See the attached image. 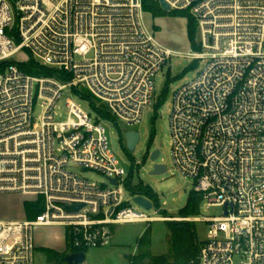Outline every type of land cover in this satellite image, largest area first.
I'll use <instances>...</instances> for the list:
<instances>
[{"label": "built area", "instance_id": "built-area-1", "mask_svg": "<svg viewBox=\"0 0 264 264\" xmlns=\"http://www.w3.org/2000/svg\"><path fill=\"white\" fill-rule=\"evenodd\" d=\"M163 1L195 19L197 50L164 45L143 0H0V194L44 200L35 218H0V264H35L39 226H63L83 251L110 246L117 225L171 219L126 199L137 194L100 120L139 124L158 102L156 75L174 56L204 66L173 94V164L194 180L206 208H224L223 216L197 218L208 223L199 262L264 264V0ZM20 54L54 75L25 72ZM66 88L87 90L113 118L95 121L68 99V118L58 121Z\"/></svg>", "mask_w": 264, "mask_h": 264}, {"label": "rangeland", "instance_id": "rangeland-1", "mask_svg": "<svg viewBox=\"0 0 264 264\" xmlns=\"http://www.w3.org/2000/svg\"><path fill=\"white\" fill-rule=\"evenodd\" d=\"M164 13L153 15L145 12L147 25L154 31L157 38L166 46L178 52H189L197 50V45H192L188 34V23L190 14L174 11H167L162 6ZM190 15V16H189ZM18 60L27 61L24 54L17 56ZM204 64L197 61L192 62L183 56H174L155 78L156 96L158 103L145 109L141 122L135 126H128L124 121L115 124L109 120L101 119V123L106 128L111 148L122 159V164L133 174V185L143 183L149 185L157 193L158 203L152 209L130 200L131 194H126V199L133 207L139 211H145L150 215H161L171 219L157 220L154 222L124 223L116 226L113 242L110 246L103 248H90L86 252V259L83 264H131L129 257L134 251L139 252V239L149 228L151 230L152 244L151 251L154 255H163L172 252L173 249L189 248L192 244L198 245L205 239L208 223L197 220L202 215L206 217H216L224 215V208L214 206L206 208L202 202L200 214L183 216L181 209L187 203L191 191L194 190V180L185 177L173 164L171 149V129L170 112L173 105V94L179 87L195 79ZM168 83V90L165 102L158 106L161 101V94ZM80 93L88 95L95 107L100 108L101 104L93 95L83 88H75ZM71 88H66L58 100L55 107V117L58 121L68 118L67 100L71 99L86 113L97 121L99 112L92 106L90 100L77 94ZM39 101L34 109V117L41 120L43 108ZM103 108V107H101ZM127 129L138 130L141 134V141L136 149L131 151L127 147L125 132ZM160 150V156L156 161L151 160V153ZM155 163L167 165L168 171L164 174L151 175ZM73 170L79 175L100 184L108 183L104 174L89 168L76 166ZM39 198L35 195H23L21 193H1L0 194V218L26 220L34 216L28 215L25 209V202L36 201ZM171 222H184L193 224L192 230L183 229L181 226L175 228ZM61 226H39L34 230L36 250L34 254L35 264H68L64 258L68 254L67 250L61 252L58 245L65 243L70 246V236ZM54 247V248H51ZM137 252V254H138ZM57 256L55 258L54 255ZM66 254V255H65ZM51 256V257H50Z\"/></svg>", "mask_w": 264, "mask_h": 264}, {"label": "trees", "instance_id": "trees-1", "mask_svg": "<svg viewBox=\"0 0 264 264\" xmlns=\"http://www.w3.org/2000/svg\"><path fill=\"white\" fill-rule=\"evenodd\" d=\"M144 10L145 12H151L153 15H160L163 14L164 11L161 8L158 0H143ZM175 15H178L180 11H174ZM183 13L189 14L186 11H181ZM190 16V15H189ZM188 34L189 38L192 42V45H196V34H197V22L195 19L190 16L189 23H188ZM5 65V64H4ZM19 66L27 73L32 75H45V76H52L54 72L49 68L38 64L33 58H30L26 62L19 63ZM67 79L66 77H63ZM168 83L165 89L161 94V101L159 102L158 106L163 104L166 99V93L168 90ZM77 94L81 95L84 98L90 100L92 106L99 112V114L105 119H112V115L110 112L103 108H97L94 105V102L88 98V95L80 93L78 90H74ZM158 103V102H157ZM133 174H129L126 181L127 189L133 194H142L146 197L150 198L154 202L158 203V196L157 193L151 188L149 185H144L142 182L136 185H133ZM203 194L199 193L195 190L191 191L187 203L183 209H181V214L183 216L189 215H198L200 214V207L203 202ZM25 209L28 215L34 216L35 218L39 213H41L44 209V200L43 198L39 197L36 201H26L25 202ZM32 219V218H31ZM172 225L176 227L181 226L183 229L192 230L194 229L192 226L193 224L184 223V222H171ZM151 244H152V236L151 230L148 228L140 237L139 239V252L138 254L131 255L129 257L131 264H200L199 262V252H200V244L194 245L192 244L189 248L184 249H173L172 252L163 255H154L151 251ZM77 251L73 249L71 246H68L67 252L68 254L71 252ZM83 251L87 252L88 249H83ZM67 254V255H68ZM66 255V254H65ZM57 256L54 255L52 258ZM51 257V256H50Z\"/></svg>", "mask_w": 264, "mask_h": 264}, {"label": "water", "instance_id": "water-1", "mask_svg": "<svg viewBox=\"0 0 264 264\" xmlns=\"http://www.w3.org/2000/svg\"><path fill=\"white\" fill-rule=\"evenodd\" d=\"M161 5L167 11L170 9V6L163 0H161ZM125 139H126L128 149L133 151L136 149L137 145L141 141V134L138 130L128 129L125 132ZM159 156H160V150L155 149L151 153L150 158H151V160L156 161L159 158ZM167 171H168L167 165L162 164V163H155L150 174L151 175H159V174H164ZM112 181L115 182V180H112ZM134 201L137 204L145 207L148 210L152 209L154 206L153 201L151 199H149L148 197H146L145 195H142V194H137L134 198ZM82 206L83 205H77V206H75V208L79 209ZM85 259H86V252L85 251L71 252L68 255H66L64 258V260L68 264H83L85 262Z\"/></svg>", "mask_w": 264, "mask_h": 264}, {"label": "crops", "instance_id": "crops-1", "mask_svg": "<svg viewBox=\"0 0 264 264\" xmlns=\"http://www.w3.org/2000/svg\"><path fill=\"white\" fill-rule=\"evenodd\" d=\"M28 201V200H27ZM4 220H8V219H4ZM10 220V219H9ZM11 220H15V219H11ZM18 220H20V219H18ZM24 220V219H23ZM55 226H59V225H55ZM61 227H63V226H61ZM64 228V227H63ZM115 231H116V226L114 227V235H115ZM64 233H65V229H64ZM65 240H66V236L64 237V243H63V245H58V250L59 251H61V252H65L66 250H67V245H66V243H65ZM51 248H54V247H51ZM139 250V249H138ZM137 252L138 251H134V253H133V255H135V254H137Z\"/></svg>", "mask_w": 264, "mask_h": 264}]
</instances>
